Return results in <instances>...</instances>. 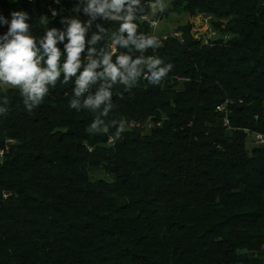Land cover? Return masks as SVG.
Listing matches in <instances>:
<instances>
[{"label":"trees","instance_id":"trees-1","mask_svg":"<svg viewBox=\"0 0 264 264\" xmlns=\"http://www.w3.org/2000/svg\"><path fill=\"white\" fill-rule=\"evenodd\" d=\"M145 1L134 21L138 35L151 34L140 20ZM48 7L59 11L56 18ZM84 7L86 0H0V16L27 12L39 48L52 28L87 23ZM168 7L166 17L210 14L214 31L228 39L204 45L190 25L178 27L181 41L143 53L171 64L167 77L158 85L141 78L129 90L113 84L107 116L70 107L75 77L65 84L61 74L31 111L18 89L0 85L7 110L0 149L14 142L0 164V264H261L264 148L248 150L244 130L264 135V0H173ZM119 24L92 21L82 65L89 48L91 58L111 53L113 62L141 55L113 44ZM7 29L0 24V35ZM93 35L101 36L95 44ZM65 43L57 45L61 64ZM108 83L99 78L85 97ZM226 101L230 130L216 112ZM96 117L109 125L107 134L89 132ZM111 121L140 128L117 137ZM152 123L160 125L147 129ZM100 171L107 179L94 180Z\"/></svg>","mask_w":264,"mask_h":264},{"label":"clouds","instance_id":"clouds-1","mask_svg":"<svg viewBox=\"0 0 264 264\" xmlns=\"http://www.w3.org/2000/svg\"><path fill=\"white\" fill-rule=\"evenodd\" d=\"M140 3L141 0H86L83 12L90 20L87 23L79 19L68 20V26L62 32L52 28L39 41V48L36 40L29 35L30 17L27 12L13 11L10 21L0 16V24L8 25L7 32L0 35V85L6 84L18 89L24 98L25 107L31 111L40 105L50 86L55 87L61 74L65 84L75 77V98L70 101V107L77 110L83 107L92 112L101 110V115L107 116L114 107L113 93L109 90L113 84L119 82L129 90L143 78L158 85L173 67L157 56L143 55L148 49H157L161 45L155 35L137 34V24L134 21ZM166 7L164 0H155L152 4L153 11H164ZM97 18L119 20L118 34L113 35V44L123 48L132 45L141 55L133 58L130 54H120L113 62L111 53L102 54L100 59L91 58L96 50L89 48V60L86 65H82L81 54L86 46V33L92 21ZM100 39L101 36L93 35L90 43L95 44ZM65 40V59L61 64L62 52L57 45ZM40 49L43 50V55L40 54ZM99 68L102 71H97ZM99 78L111 83L101 85L98 91L85 97L91 85ZM81 97L84 98L81 100ZM6 113L7 110L0 107V115ZM110 124L111 127H116L115 136L118 137L124 131L123 123L118 127L116 121H111ZM101 128L104 133L109 132V125L96 117L89 126V132L96 133Z\"/></svg>","mask_w":264,"mask_h":264},{"label":"built area","instance_id":"built-area-1","mask_svg":"<svg viewBox=\"0 0 264 264\" xmlns=\"http://www.w3.org/2000/svg\"><path fill=\"white\" fill-rule=\"evenodd\" d=\"M172 1L173 0H164V3L168 7ZM153 3H155V0H146L144 2V7L146 8V12L141 14L140 16V20L145 22L148 25L151 31L150 35H155V29H156L155 27L157 26V23L161 21V18L163 17L164 11H165V10L164 11H159V10L153 11V8H152ZM48 11H49V15L51 19H54L58 16L59 11L56 8L48 7ZM192 17H193L192 22L190 23V26H191L190 34L192 35L194 40L199 41L203 43L204 45H211V43H213L216 39H222V40L228 39L227 35L222 37L217 33L216 30L214 31V29L211 26L213 17L210 14L197 12ZM155 36L158 38L160 44L169 38L180 40V41L182 40V34L180 31H177V30L175 31L173 30L170 33L162 34L161 36H157V35ZM111 50H112V53H114L115 50L113 46ZM230 104L231 102L226 101L223 104L218 105L216 107V112L223 115V125L222 126L226 127V129H229V130L231 128L229 127L227 118H228V115L230 114V110L228 108ZM159 125H160L159 123L157 124L152 123V125L151 124L147 125V129L159 127ZM124 128L129 131L134 130V129H139L140 124L137 122H133V121L125 122ZM244 132L247 134L249 138H251L252 143L253 145H255V147L264 148V135L262 134L258 135V133H249L247 130H244ZM113 142H114V138L108 137L107 144L109 146H113L114 145ZM13 143L14 142L12 140H8L6 141L5 147L3 149H0V164L3 161L4 155L8 152L10 145Z\"/></svg>","mask_w":264,"mask_h":264},{"label":"rangeland","instance_id":"rangeland-1","mask_svg":"<svg viewBox=\"0 0 264 264\" xmlns=\"http://www.w3.org/2000/svg\"><path fill=\"white\" fill-rule=\"evenodd\" d=\"M168 10H170V8ZM192 18L193 17L189 13H185L183 11H177V10L170 11L167 17L163 15V17L161 18V21L157 23V26L155 27L156 28L155 35L161 36L162 34L170 33L173 30L175 31L180 26H184L187 24L190 25V23L192 22ZM5 87H11V86L5 84ZM246 146L248 150H251L252 148L255 147V145H253L252 143L251 138L249 137H247L246 139ZM91 176L94 180L96 179L101 180L104 178L107 179V177L103 175L101 171L98 173H94Z\"/></svg>","mask_w":264,"mask_h":264},{"label":"crops","instance_id":"crops-1","mask_svg":"<svg viewBox=\"0 0 264 264\" xmlns=\"http://www.w3.org/2000/svg\"><path fill=\"white\" fill-rule=\"evenodd\" d=\"M259 257L261 259V264H264V250H262V252L259 254Z\"/></svg>","mask_w":264,"mask_h":264}]
</instances>
